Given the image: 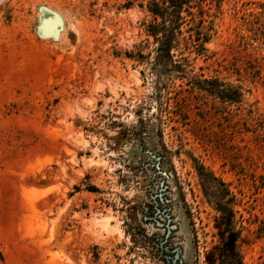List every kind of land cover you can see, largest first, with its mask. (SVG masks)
<instances>
[{
  "label": "rangeland",
  "instance_id": "obj_1",
  "mask_svg": "<svg viewBox=\"0 0 264 264\" xmlns=\"http://www.w3.org/2000/svg\"><path fill=\"white\" fill-rule=\"evenodd\" d=\"M153 1L0 0V264H264V0L212 6L162 80L130 58Z\"/></svg>",
  "mask_w": 264,
  "mask_h": 264
},
{
  "label": "trees",
  "instance_id": "obj_2",
  "mask_svg": "<svg viewBox=\"0 0 264 264\" xmlns=\"http://www.w3.org/2000/svg\"><path fill=\"white\" fill-rule=\"evenodd\" d=\"M223 2L224 0H154L149 7L152 20L146 25V34L155 46L154 53L148 56L136 53L130 58L148 64L158 80L175 76L185 79L187 68L183 63V55L194 52L201 55L207 52L205 45L211 40L214 31L209 10L212 6L220 9ZM261 8L260 12L253 15L249 27L250 31L264 35V5ZM249 69L257 77L261 74L254 65ZM192 80L186 83L189 88L182 91L197 90L198 98L210 97L224 105L241 104L242 93L237 86L225 84L217 78L202 80L194 77ZM252 113L251 110L248 111L245 124H249V121L258 122L259 119L254 118ZM180 117L181 120H188L185 115ZM245 130L250 132L249 127ZM227 201V205L232 204L231 198Z\"/></svg>",
  "mask_w": 264,
  "mask_h": 264
},
{
  "label": "water",
  "instance_id": "obj_3",
  "mask_svg": "<svg viewBox=\"0 0 264 264\" xmlns=\"http://www.w3.org/2000/svg\"><path fill=\"white\" fill-rule=\"evenodd\" d=\"M46 34H47V33H45V31L42 32V35H46ZM51 35H55L54 32H52ZM158 225L163 226V223L158 222ZM171 229H176V226L172 225V226H171Z\"/></svg>",
  "mask_w": 264,
  "mask_h": 264
}]
</instances>
